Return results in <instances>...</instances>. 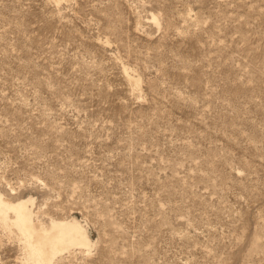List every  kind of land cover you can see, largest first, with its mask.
Segmentation results:
<instances>
[{"label": "rangeland", "instance_id": "rangeland-1", "mask_svg": "<svg viewBox=\"0 0 264 264\" xmlns=\"http://www.w3.org/2000/svg\"><path fill=\"white\" fill-rule=\"evenodd\" d=\"M0 196L50 264H264V0H0Z\"/></svg>", "mask_w": 264, "mask_h": 264}, {"label": "bare ground", "instance_id": "bare-ground-1", "mask_svg": "<svg viewBox=\"0 0 264 264\" xmlns=\"http://www.w3.org/2000/svg\"><path fill=\"white\" fill-rule=\"evenodd\" d=\"M28 206L25 201L12 204L0 196V218L5 226L15 229L20 236L30 262L27 264H50V258L57 253L71 247H89L85 231L74 220H52L45 227L35 220ZM10 212L13 214L11 218Z\"/></svg>", "mask_w": 264, "mask_h": 264}]
</instances>
